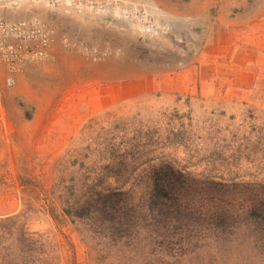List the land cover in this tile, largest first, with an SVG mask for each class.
Listing matches in <instances>:
<instances>
[{"label":"rangeland","instance_id":"1","mask_svg":"<svg viewBox=\"0 0 264 264\" xmlns=\"http://www.w3.org/2000/svg\"><path fill=\"white\" fill-rule=\"evenodd\" d=\"M119 2L100 13L0 4L3 17L38 14L58 31L49 57L0 87V218L16 215L12 231L56 249L57 264L95 263L45 201L86 197L89 169L123 152L129 180L144 181L137 173L161 147L144 145L147 134L182 131L164 147L173 166L198 173L213 160L235 167V181L264 180V0ZM247 150L258 153L246 160Z\"/></svg>","mask_w":264,"mask_h":264},{"label":"trees","instance_id":"2","mask_svg":"<svg viewBox=\"0 0 264 264\" xmlns=\"http://www.w3.org/2000/svg\"><path fill=\"white\" fill-rule=\"evenodd\" d=\"M182 135H146L144 145L161 147L149 151L153 165L138 171L144 181L129 180L136 170L123 152L87 170L86 197L45 201L52 220L74 226L95 264H264V180L235 181V167L213 160L198 173L173 166L176 152L164 147ZM235 152L238 166L242 150ZM255 152L247 150L246 160ZM17 219L0 218V264H57L56 249L12 231Z\"/></svg>","mask_w":264,"mask_h":264},{"label":"built area","instance_id":"3","mask_svg":"<svg viewBox=\"0 0 264 264\" xmlns=\"http://www.w3.org/2000/svg\"><path fill=\"white\" fill-rule=\"evenodd\" d=\"M30 2L48 8L64 6L78 12L89 10L95 13L104 11L108 5H120L119 0H0V4L12 8ZM121 13L126 16L125 10L122 9ZM57 40V29L38 14L16 20L0 15V87H12L14 73L25 64L49 57ZM83 49L88 51L86 47ZM90 52L96 54L95 50ZM4 130L5 121L0 107V138Z\"/></svg>","mask_w":264,"mask_h":264}]
</instances>
